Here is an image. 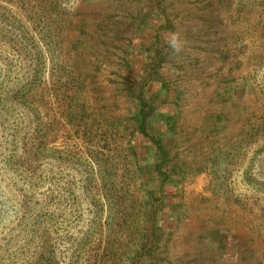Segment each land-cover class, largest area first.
Wrapping results in <instances>:
<instances>
[{"label": "rangeland", "instance_id": "rangeland-1", "mask_svg": "<svg viewBox=\"0 0 264 264\" xmlns=\"http://www.w3.org/2000/svg\"><path fill=\"white\" fill-rule=\"evenodd\" d=\"M0 264H264V0H0Z\"/></svg>", "mask_w": 264, "mask_h": 264}, {"label": "trees", "instance_id": "trees-1", "mask_svg": "<svg viewBox=\"0 0 264 264\" xmlns=\"http://www.w3.org/2000/svg\"><path fill=\"white\" fill-rule=\"evenodd\" d=\"M145 105H139V110L136 112V117H138V128H139V132L142 135H145V132L143 131V127L145 125V117L143 114H145ZM16 127L10 126V128H4L2 127V131L3 132H7L5 133V140L7 142L4 143H8V152H11V155L8 156L10 158H6L2 161V166L4 169H15V164L14 162L20 163L24 166H26L27 168L25 169L29 174L32 175L34 174L33 169L30 167L32 164H36V158H37V153L35 152V148L36 145L30 140L29 143L27 142H21L18 140V135H17V130L15 131ZM8 138V139H7ZM150 142L154 143L155 145H157V149L159 148V143L158 141H154L152 137L148 138ZM28 140V139H27ZM19 144L21 145V155L20 156H16V154H14L17 150V146H19ZM12 166V167H9ZM9 167V168H8ZM160 169L157 168V171H159ZM159 175L162 176V172H158ZM164 175V174H163ZM163 177V176H162ZM26 192V191H25Z\"/></svg>", "mask_w": 264, "mask_h": 264}, {"label": "clouds", "instance_id": "clouds-1", "mask_svg": "<svg viewBox=\"0 0 264 264\" xmlns=\"http://www.w3.org/2000/svg\"><path fill=\"white\" fill-rule=\"evenodd\" d=\"M167 43L173 51L179 52L181 50L182 42L180 41L177 33H171Z\"/></svg>", "mask_w": 264, "mask_h": 264}]
</instances>
